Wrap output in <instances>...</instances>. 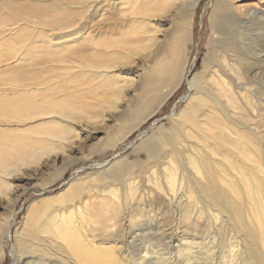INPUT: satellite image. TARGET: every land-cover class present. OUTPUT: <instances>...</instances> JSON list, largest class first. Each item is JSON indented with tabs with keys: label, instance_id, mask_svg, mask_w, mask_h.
Wrapping results in <instances>:
<instances>
[{
	"label": "bare ground",
	"instance_id": "bare-ground-1",
	"mask_svg": "<svg viewBox=\"0 0 264 264\" xmlns=\"http://www.w3.org/2000/svg\"><path fill=\"white\" fill-rule=\"evenodd\" d=\"M197 1L0 2V140L16 142L0 148V264L4 249L12 264H264V1L209 0L214 37L191 73ZM182 85L170 126L129 139ZM110 148L48 193L66 161Z\"/></svg>",
	"mask_w": 264,
	"mask_h": 264
},
{
	"label": "rangeland",
	"instance_id": "rangeland-1",
	"mask_svg": "<svg viewBox=\"0 0 264 264\" xmlns=\"http://www.w3.org/2000/svg\"><path fill=\"white\" fill-rule=\"evenodd\" d=\"M2 1L3 0H0V2H2ZM208 1L209 0H198L197 4L195 5V8H194V10H195L194 11V16H193V24L194 25H193V29H192V37L193 38H191V42L187 43V45H188V47L190 49V57H191L190 59H191V61L194 58V65L193 66L191 64L188 65V71L191 70V73L193 71L194 72H196V71L197 72H201L203 70V67H202L203 66V60H204V58L206 57V54L209 51L210 41L212 39L211 37H214L212 21L209 20V16L211 14L212 9H211V7H209ZM230 1H231V3H234L235 5H238V4L242 5L243 8L246 7V5H257V7L260 6V3L259 2L257 3L256 0H230ZM262 1H264V0H262ZM108 11H113V9L110 7V8H108ZM0 13H2V12L0 11ZM200 16H202L201 19H199ZM199 20H201V26H200V30H199V40L200 41L198 42L197 47H196L195 35H196V32H197V27H198V21ZM104 27H107V26H104ZM109 31H110V34H109V36L106 39L115 38L116 36H118L121 33V31L117 28V26L113 27L112 29H109ZM130 31L132 32V30H130ZM131 32L129 33V35H132ZM55 35H58V34H55ZM84 36H85L87 41H94L93 40V36L86 34L85 31H84ZM125 36H126V32H124V34H123L124 38H125ZM2 48H3V50H2ZM2 48L0 49V54H1V52L5 53V50H4L5 48L3 46H2ZM195 48H197L196 52H195ZM4 53L0 55V59L3 58ZM48 56H52V55L49 52H46L45 56L38 57L36 59L27 60V65L24 67V73L27 75L28 81H29V77L30 76H35V74L28 75V72L30 71V69H32V68H43L44 66H46L47 63L42 65V66H34V64L42 61L43 58L48 57ZM54 65L55 66H64L65 64L54 63ZM52 75H53V72L45 73L42 77L36 79L34 82H45V80H51L52 79ZM62 80H63V78L60 79L58 83H61ZM76 83L77 82L70 83L69 85L76 84ZM184 91H186V87L184 85H182L181 87H179V90H177L170 97V99L165 102V104L160 108V110L156 114H154L150 119L145 120V121H143V122H141L139 124V127H137L131 133L129 139H131V140L133 139V141H134V139H136L135 136L139 132H146L145 130L147 129V127H149L151 125V122L153 120H156L157 124H159L160 122L163 123V126L168 128L170 126V122H169V120L166 117H167L168 114H170L172 108H174L176 110V109H178V107H180L182 105V102L179 101V98L184 93ZM174 103H175V107H173ZM83 121H85V120H83ZM37 123L38 122H30V123H26L25 125L21 124L18 127H15V128L29 129L31 127H35L37 125ZM93 124H94L93 126H91V125L90 126L88 125V126L90 128L91 127L93 128L94 126L98 125V124H95V123H93ZM149 130H147V131H149ZM92 134H93V136L89 137V136H87V133H84L83 136H82L83 139L80 140L81 150H83L82 153L84 155L88 154V151H91V150H92L91 152H95L96 150H100L101 147H102L101 144L106 139L105 132L103 130L93 132ZM11 135L13 137V133ZM33 135L34 134L27 133L24 136L29 139ZM86 136H87V138H86ZM9 139L0 140V148H2L4 152H6V149H7L8 153L13 154L12 147H13V145L16 144V142L14 140L10 141ZM13 142H15V143H13ZM20 143H22V142H20ZM135 143H137V142H135ZM124 144H126V143L120 144V147H122V145L125 146ZM1 145H3L4 148L1 147ZM7 145H8V147H7ZM131 148L132 147L129 148V146L126 147V152H129L131 150ZM118 150L116 148H113V149L110 148V149L105 150L103 153H101L102 155L98 154L96 152L97 155L95 153H93L92 155H90L88 157L87 156L83 157L82 155L77 154L76 156H74L75 158L71 162L69 160L66 161L65 165L67 164V168L65 170V173L63 174L62 177H60L59 179H56V180H54L53 182L50 183V187L48 189V193L53 192V191H51V189H55L57 186H59L60 184L64 183L65 181H67V178L72 173V167H74L73 169H75V167H79L82 164H89V162H92L94 160H103V159H107L108 160L111 157V153L112 152L115 153ZM135 156H137L136 158H139L141 161L145 159V155H144L143 152H139L137 155L130 154L129 158L131 160H133V159H135ZM59 164H60V161H58L57 165H59ZM89 166H90L89 169H85L83 172L80 171L81 174L79 176H84V175H86L85 174L86 172L91 171L92 170L91 168H93V167H92V165H89ZM43 175L44 176L43 177L41 176V179L48 180L50 178V177H48V175H49L48 173L43 174ZM24 183H25V181L21 182L20 184H24ZM56 190H57V188H56ZM28 196L33 198L36 195L32 194V195H28ZM28 203H29V198L26 199V200H24V198H22L20 201H18L16 207L19 209V213L17 214V216H15L16 217V221L19 222V220L22 219L23 214L25 213V209H26ZM14 224H15V220L11 224V228L12 229H13ZM12 229H11V232H12ZM1 264H12L11 258L9 257L7 249H4V255H3V258H2Z\"/></svg>",
	"mask_w": 264,
	"mask_h": 264
},
{
	"label": "water",
	"instance_id": "water-1",
	"mask_svg": "<svg viewBox=\"0 0 264 264\" xmlns=\"http://www.w3.org/2000/svg\"><path fill=\"white\" fill-rule=\"evenodd\" d=\"M201 18H202V17L200 16L199 19H201ZM200 26H201V20H199L198 27H197V32H196V35H195V43H196V47H197V44H198V42H199V30H200ZM195 52H196V48H195ZM173 107H175V103H174ZM173 109H174V108H172L171 110H173ZM152 126H153V124H151L149 127H147V129H146L145 131L149 130L150 127H152ZM139 133H140V132H139Z\"/></svg>",
	"mask_w": 264,
	"mask_h": 264
}]
</instances>
